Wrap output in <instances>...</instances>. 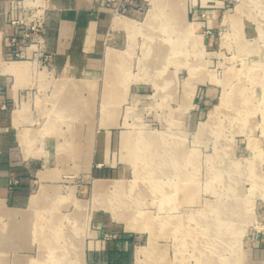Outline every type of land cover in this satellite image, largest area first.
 Returning <instances> with one entry per match:
<instances>
[{"label": "rangeland", "instance_id": "obj_1", "mask_svg": "<svg viewBox=\"0 0 264 264\" xmlns=\"http://www.w3.org/2000/svg\"><path fill=\"white\" fill-rule=\"evenodd\" d=\"M22 1V10L17 11H23L21 19L29 24L38 19L44 28L45 0ZM151 1L136 2L126 6L125 11L122 8V15L114 14L133 21L137 28L116 26L114 20L109 26L99 60L102 72L87 76L92 87L82 113L39 98V131L34 145L39 146V152L34 155L33 179H39L38 169L52 168L57 197L45 204L50 189L43 188L33 197L31 213L36 208L45 209L38 220L45 231L51 229V222L65 232L79 228L83 247L73 251L75 259L81 257L77 264L82 259L86 264L87 246L99 223L101 234L97 238L128 235L135 241L138 264H200L198 251L181 242L180 222L191 220L184 228L193 229L195 214H208L212 221L214 205L224 200L236 205L237 214L227 220V234L215 236L224 239L216 242L224 251L216 255L222 264H264V84L260 82L264 67L258 66L264 62L260 27L264 25V5L258 0H176V8L153 19L149 17ZM29 34L35 37L39 32L29 30ZM28 44L39 52L41 47L36 43ZM149 46L158 48L151 53L163 54L158 64ZM159 47L164 50L159 51ZM48 62L50 59L36 64L41 95L50 94L49 88L43 91L44 86L59 80ZM191 73L197 81L195 89L185 83ZM199 93L208 97L197 106ZM228 95L236 98L223 103L220 120L225 123L224 130H218V124L210 129L207 125L213 120L212 112ZM57 121L62 134L56 132ZM80 125L87 126L81 154L76 152L77 141L71 137ZM152 132L165 136V161L172 160L175 144H182L188 154L194 153V163L187 167L189 198L181 200L176 208L169 209L164 200L167 195L159 191L161 186H153L149 184L151 179L143 178L147 163H142L137 138ZM94 133H103L100 160H96L99 143H95ZM48 149L52 151L48 153ZM212 155L220 159L214 161ZM80 161L87 163L86 169L83 164L81 169L76 168ZM46 170L40 172V178L46 176ZM167 179L163 178L165 182ZM137 185L143 187L146 196L138 188L133 195L131 192L132 206L117 208L124 218H116L107 201L109 195ZM139 210L143 217L151 216L155 221L153 251L149 230L127 229V219ZM166 219L168 223L162 222ZM18 224L21 221L17 212L0 203V264H19L23 256L36 260L45 251L52 257L53 250H46V246L43 249L38 233L22 235L28 239L24 244L19 242L20 235L15 234L13 240L10 228ZM64 241L62 238L59 242Z\"/></svg>", "mask_w": 264, "mask_h": 264}, {"label": "crops", "instance_id": "obj_2", "mask_svg": "<svg viewBox=\"0 0 264 264\" xmlns=\"http://www.w3.org/2000/svg\"><path fill=\"white\" fill-rule=\"evenodd\" d=\"M12 1L0 0V203L16 211L21 224L27 222L29 225L33 220L38 222L42 212L36 208L35 213H31L33 197L43 188L50 189L44 198L45 204L53 203L57 197L52 168L38 169L39 179H33L34 155L39 152V146H34L39 131L38 100L49 103L51 100L61 107H73L75 112L82 113L81 107L87 105L88 91L92 87L87 76L101 71L99 60L103 44L122 0H45L43 43L39 52L33 49V45L29 47L25 27L9 21ZM46 56L50 58L49 68L59 76V80L44 86L43 91L49 88L51 93L41 95V84L35 77L36 64L44 61ZM94 90L97 92V87ZM111 97L115 98V95L111 93ZM207 97L206 93H199L197 106L203 105ZM102 100L104 102V93ZM56 132L62 134L60 126ZM71 137L77 141L76 152L81 154L80 147L87 139V126L80 125ZM93 138L95 143H99L96 160H100L104 149L103 133H94ZM51 151L48 149L47 152ZM82 164L86 169L87 163L82 161L76 168L81 169ZM45 170L46 176L40 178V172L45 173ZM19 224L11 228L18 229ZM99 225L87 246L86 264H138L135 241L128 235L99 239Z\"/></svg>", "mask_w": 264, "mask_h": 264}, {"label": "bare ground", "instance_id": "obj_3", "mask_svg": "<svg viewBox=\"0 0 264 264\" xmlns=\"http://www.w3.org/2000/svg\"><path fill=\"white\" fill-rule=\"evenodd\" d=\"M258 2L263 3L264 5V0H258ZM151 3H152L151 16L149 17L154 19V15L165 13L169 9L173 10V8H176L177 2L176 0H152ZM150 21L151 20L147 21V24ZM114 23L116 26L124 25L126 28H132L135 30L137 28V24H135L133 21H130L129 19L122 18V17H115ZM260 27L262 31V36L264 38V25ZM152 38H156V36ZM200 43L203 47V41L200 40ZM149 49H150V54H153L151 53L152 50L158 51V48H156L155 46L154 48L153 46H149ZM160 50H164V49L162 47H159V51ZM153 55L157 56V59H158L157 64L159 63V61H161V58L164 57L163 54L160 52L155 53ZM259 65H260L259 68L264 67V62L263 64H258V66ZM196 82L197 81L195 80L194 74L191 73V77H188L185 83L187 87H192V89H195L194 87H195ZM260 82L264 84V79H262ZM235 98L236 97H232L230 95L224 96L222 103L215 107L214 111L211 114V119L213 120H211L207 125L210 129L211 128L213 129V127L216 124H218L219 125L218 130H221V131L224 130L225 123L220 120L221 115H223L222 114L223 103L224 101L234 102ZM233 104H237V103H233ZM164 139H165V136L163 137L162 133H159V132L158 133L152 132L151 134H149V136L145 135V133H142L140 136H138L137 142H138V148L140 151L139 154H143V156L141 157L143 160L142 163H145V162L147 163V171H144L145 173H143V178L151 179L149 181V184L153 186L155 185L156 187L161 186L159 191L160 192L162 191V193L167 195V198L165 197L164 200L168 202L167 205L169 209H172V208L178 207V203L180 204L181 200L186 201L189 198L188 197L189 189L187 188V185L189 183L187 179V167L189 166V164L194 163V153L189 152L190 154L189 155L188 152L185 151L183 147L181 146L182 144H179V145L175 144L176 149L173 150L172 160L167 162L165 161V156L163 155V152L166 151ZM146 153L148 154L146 155ZM218 159L220 158L217 155L213 157L214 161H218ZM165 177L169 179L168 182H165L163 180V178ZM137 188L142 196H146L145 195L146 193L144 192L143 187L139 188L138 185L137 187L131 186L129 188L120 190L118 193H116L117 195L114 194L115 196L109 195L110 198H108L107 201L110 204V207H111L110 209H113L112 211L116 218H124L123 214L119 213L117 208L121 209V207L123 206L125 207L129 205L132 206V200L129 199V196H130L129 194L132 192V195H133V191H135ZM161 188L163 189L161 190ZM173 199H175L176 201L175 203L174 202L172 203ZM134 200L136 201V199ZM130 201L131 203H129ZM163 206L164 204H161L160 208L163 209L164 208ZM214 206H215L214 207L215 215L212 221L208 217V214H206V216L203 217V216H200V214L194 213L195 215H193V225H194L193 229H191V227L189 226H188L189 229L184 228L188 224V222L191 220L186 221L184 219L182 220V222H180L182 227L180 225L179 233L183 235V238H180L181 242L183 245L194 248L196 251H198L199 253L198 262L200 264H222L221 263L222 261L220 260L221 258L219 256L224 251H221L219 247L216 246L215 244L216 242L219 241V239H223V238L219 236V239H217L215 236H218L217 233L227 234L226 230H224V226H227L226 222L228 219H230L232 216L237 214L236 205L230 204L224 200L215 204ZM44 210H41V211L43 212ZM154 222L151 216L143 217L141 210H139L137 214H134L129 219H127V223H126L127 229L130 231L142 232L145 230H149L151 232L152 238H151L150 247L152 251L156 248L155 241H154V237H155ZM162 222L168 223V219H166V221L163 220ZM26 225H27V222L21 224L18 229L14 230V228H10L14 235V237H11V238L14 240L16 235L17 237L18 235H20V241H22L20 242L21 244L26 241V240H22L23 239L21 238L22 235L28 236L31 233H38L40 234V237L42 238L41 243H43L42 245L43 249L46 246V250L48 249L53 250L50 253L52 257H49L48 254L46 253L47 251H45L40 255V258L36 260L29 259L28 257L23 256L21 257V259H19V264H34V263L35 264H52V263L54 264H75L76 263L77 264V261L79 262L81 257H79L78 259L77 258L75 259L73 256L74 250L78 249V251H81L83 247V244H81L82 240L80 237L81 235L79 233L78 227L74 231H71V229H69L68 232H65L58 228L59 224L54 223V222L50 223L51 229H49L48 231L43 230L40 223L34 220H33V223L29 222V225L27 226ZM47 227L49 228L48 225ZM198 234H202L204 236L200 237ZM62 238H65V241L59 242ZM216 248L218 249V251ZM216 253L219 256H217Z\"/></svg>", "mask_w": 264, "mask_h": 264}, {"label": "built area", "instance_id": "obj_4", "mask_svg": "<svg viewBox=\"0 0 264 264\" xmlns=\"http://www.w3.org/2000/svg\"><path fill=\"white\" fill-rule=\"evenodd\" d=\"M23 2L24 1H22V0H13L12 1V7H11V10L9 13V21L14 25L24 26L25 27V33L24 34H25L26 39L28 38L27 41L29 40L33 43H36V46L41 47V44L43 43V40H42L43 39V28L41 29L42 23H40L41 21L38 19H32L30 21V24H29V23L25 22L23 19H21V16L23 15V11H20V14H18L17 11L19 9L22 10L21 4ZM135 3L136 2H134V1H131V2H127L124 0L120 1L114 14L115 15H122L121 14L122 8H124L123 11H125L126 6H134ZM25 18L27 19V16H25ZM29 30L37 31V32H39V34L35 37H31V35L29 34ZM35 50H37V49H35ZM49 59L50 58L48 56H46L44 61H48ZM114 237H117V236L114 235Z\"/></svg>", "mask_w": 264, "mask_h": 264}]
</instances>
